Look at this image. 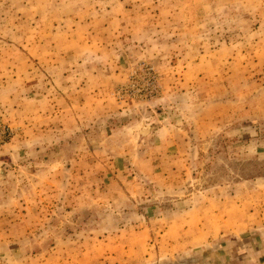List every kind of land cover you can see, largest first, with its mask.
Returning <instances> with one entry per match:
<instances>
[{"label":"rangeland","instance_id":"1","mask_svg":"<svg viewBox=\"0 0 264 264\" xmlns=\"http://www.w3.org/2000/svg\"><path fill=\"white\" fill-rule=\"evenodd\" d=\"M0 170V264H264V0H0Z\"/></svg>","mask_w":264,"mask_h":264},{"label":"water","instance_id":"2","mask_svg":"<svg viewBox=\"0 0 264 264\" xmlns=\"http://www.w3.org/2000/svg\"><path fill=\"white\" fill-rule=\"evenodd\" d=\"M147 127H148V126H146V128H147ZM144 128H145V127H144ZM144 128H143V129H144ZM146 128H145V129H146ZM0 171H1V172H0V175L2 176L4 173H3L2 170H0Z\"/></svg>","mask_w":264,"mask_h":264}]
</instances>
